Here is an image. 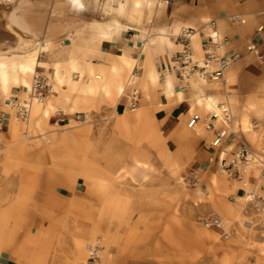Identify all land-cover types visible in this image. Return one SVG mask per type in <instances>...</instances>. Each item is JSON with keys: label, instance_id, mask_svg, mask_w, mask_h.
Listing matches in <instances>:
<instances>
[{"label": "rangeland", "instance_id": "1", "mask_svg": "<svg viewBox=\"0 0 264 264\" xmlns=\"http://www.w3.org/2000/svg\"><path fill=\"white\" fill-rule=\"evenodd\" d=\"M101 2L106 3L100 5L104 11L108 2ZM10 9L26 23L27 36L48 45L39 59L50 68L66 58L87 61L84 54L95 47L90 23L117 17L96 20L94 12H87L80 25L81 17L66 0H15ZM7 12L6 7L3 14ZM8 30L11 40L0 37L5 56L26 52L15 44L22 43L23 39L17 41L25 33ZM80 40L83 53L77 52ZM94 71L104 72L105 86L113 92L116 77ZM37 73L49 78L57 94L54 79L40 68ZM88 76L86 72L84 82ZM22 87L11 84L9 93L0 92L2 109L7 110L4 102L17 91L25 96ZM134 89L128 88L117 104L120 113ZM221 89L222 83L211 88ZM62 90L56 104L61 110L51 113L45 129L32 118L29 131L24 130L19 140L8 133L10 124L0 132V255L7 253L14 264H77L76 242L83 241L82 264H264V235L245 225L257 221L248 197L253 191L263 197L264 181L257 184L259 173L254 171L245 187L222 174L218 163L221 154L230 158L239 142L262 153L264 93L217 98L230 107L232 118L228 125L217 123L215 131L227 134L224 145L213 149L215 135L205 124L200 126L204 137H197L203 148L185 140L172 145L155 115L158 108L150 105L153 127L163 137L148 140L142 128H151L149 123L134 124L129 131L115 129L117 112L105 88L86 95L66 83ZM138 90L140 98L144 92ZM193 113L205 120L209 110L196 108ZM244 116L253 125L252 132H245ZM184 132L195 133L186 125ZM195 180L197 188L189 184ZM226 208L238 210L239 217H228ZM212 216L228 223V239L226 231L204 227L203 221ZM87 245L96 249L97 260Z\"/></svg>", "mask_w": 264, "mask_h": 264}, {"label": "bare ground", "instance_id": "2", "mask_svg": "<svg viewBox=\"0 0 264 264\" xmlns=\"http://www.w3.org/2000/svg\"><path fill=\"white\" fill-rule=\"evenodd\" d=\"M15 0H0V37L7 41L11 40V32L8 29H16L19 30L24 36H20L18 41H21V44H16L17 50H25L23 54H13L14 56L11 58L6 57L4 54V50L0 47V92L4 94L9 93L11 89V84L16 86H23L22 88L26 90L25 98L28 97L29 91L31 90L33 78L37 74L38 68H40L47 76L54 79L57 84L58 92L57 94L50 95L45 102L43 103H34L32 107V111L30 114L29 122L23 123L20 120H16L14 117V112L10 106H6L7 111L11 114L10 118V128L8 133L11 134L12 138L16 141L17 139H21V134L24 130L29 131V125L32 118H38L36 121V126H39L42 129H45L48 126V119L52 112L56 109L59 112L61 110L60 107L57 108L56 104L60 101V97L62 96L63 88H65L66 83L72 90H79L83 94H95L99 88H105L106 93L109 95L112 103L114 104V110L117 107V104L120 103L125 95V92L128 88L134 87V92L128 98L129 102L127 108L124 113H116V123L115 129L121 131H129L134 124L142 125L143 123H149V129L146 127L142 128L145 139L152 140L153 137L162 136V131L153 127V117L151 113L148 111V107L139 105V88L145 92V94H149L151 87H156L160 90L163 95L169 99V104L171 105L172 100L174 98L177 101H182L184 99V90H179L176 92L175 88L180 86L178 79L175 75L169 71L168 64L171 61V57L175 52L181 51L183 49V45L178 40L180 33L186 29H192L193 33L190 37L191 39V47L193 49L194 58L198 61H202L204 59V53L202 50V34L201 29L193 28V27H180L175 30L174 33H166L165 30H161L156 39L159 41V45L165 52H169L167 57L161 58L163 61H160V65H152L148 67V70L145 73L142 72V65L139 64L138 60L131 58L125 52L122 55L115 56L113 54H106L102 51H97V55L99 57L106 56L107 59L104 61H100V68L95 69L92 66V63L88 61H83V63L75 60L66 58L63 61L54 62L52 67H49V64L45 61L39 59V52L44 50L43 52H47L48 45H45L41 41H37L35 38H30L27 36L28 27L23 20H20V17L15 13L13 9H10L12 3ZM69 3L70 10L72 12H77L81 9H84V5L81 0H66ZM108 2V7L106 13L108 15L117 16L109 21L103 22H92L90 25L91 36H93V42L100 43L103 40H114L117 36H119L124 31H131L133 28L130 24L122 23V21H127L132 24H137L140 22V18L143 15V4L142 0H106ZM148 1L147 7H154L152 3L153 0H144ZM9 9V12L3 14V9ZM153 14L152 11L149 12L148 17H151ZM212 22V21H210ZM208 22L205 26L210 29ZM10 37V38H9ZM146 46L148 45L149 36L148 33L145 32L144 36ZM0 39V42L1 40ZM10 45V44H9ZM6 46V48L9 47ZM173 53V54H172ZM172 54V55H171ZM85 62V63H84ZM66 65V66H65ZM104 65V66H103ZM65 66V69H62ZM50 68V69H49ZM94 69L97 71L98 69L105 70L110 72V75L116 77L114 80V91H110L105 86L106 77L104 72L101 74H97ZM88 72V80L84 82L85 73ZM105 73L106 75L108 74ZM33 75L32 81L30 82V78ZM74 75V76H73ZM76 75V76H75ZM48 78V77H47ZM49 79V78H48ZM224 80L218 81H210L201 75H195L189 80V88L191 92L194 93V101L192 102V109L190 110L191 115H193L196 108H203L209 110L207 116H216L217 120L213 123L215 127L217 123L223 122L225 124L224 114L223 112L227 109L224 105L220 104L218 99L205 94L207 90H211V88H219L221 83L225 85L226 82ZM177 83V87L175 86ZM187 90V91H188ZM9 97V96H8ZM134 101L136 102V106L133 105ZM131 105V107H130ZM133 105V106H132ZM149 106V105H148ZM138 107V108H137ZM228 108H230L228 106ZM158 109H155V111ZM116 111V110H115ZM199 114V113H198ZM89 113H87L88 118ZM190 115V116H191ZM201 115V114H199ZM86 119V117H85ZM208 119V118H207ZM188 122V120H187ZM206 122L200 123L194 130H190L187 127V123L185 124L187 129L190 131H194V134H186L184 132V123L181 124L178 133L181 141H189L193 142V140H197V137H204L205 131L200 128V126L204 125ZM243 123L245 124L244 128L245 132H252L250 127L253 125L250 123L246 116L243 117ZM207 131H209L206 128ZM212 132V131H211ZM235 132V131H234ZM223 133V132H222ZM227 131H225V135ZM193 139V140H192ZM1 150V144H0ZM224 154H221V157ZM257 172L256 169H254ZM215 182V180H213ZM203 193V192H202ZM209 193V191H208ZM200 197L203 195L199 194ZM237 201H246L244 197H235ZM227 209V208H226ZM230 209V208H229ZM228 210V209H227ZM240 213L238 210L231 208L228 210L227 216L230 218L236 219L239 217ZM221 218V217H220ZM223 220V218H221ZM225 228L224 231L230 236V232L227 230L229 226L228 223H225L223 220ZM206 232L204 231L203 234ZM78 251L77 256V264H82L84 259L82 258L84 255V243L83 241L76 242ZM3 249V246L0 245V252ZM87 250L91 252H96V249L92 246L87 245ZM96 255V254H95ZM97 256L95 260H97Z\"/></svg>", "mask_w": 264, "mask_h": 264}, {"label": "crops", "instance_id": "3", "mask_svg": "<svg viewBox=\"0 0 264 264\" xmlns=\"http://www.w3.org/2000/svg\"><path fill=\"white\" fill-rule=\"evenodd\" d=\"M81 1L84 4V9L77 11L81 17L79 18L80 25L83 24L81 19L86 17L87 12H94L93 18L96 20L106 19L110 16L106 13L108 4L106 7L103 5L104 11L100 7L101 3L106 4L101 2L104 0ZM147 3L148 1L142 0L143 15L139 23L132 24L122 21V23L133 26L131 31L122 32L114 40H103L100 43L91 41L95 47L94 49L89 48L88 50L91 51L84 55L88 62L91 61L90 63L95 69L102 65L100 61L107 59L106 56L99 57L98 50L115 56L125 52L131 58L139 61V64L142 65V72L145 73L149 66L160 65V61H163L161 58L167 57L170 53V51L168 53L163 51L156 39L161 30H165L168 34L185 26L200 28L202 37H204L212 33V30L207 29L205 25L210 21H215L217 26L215 33L218 37H229L232 40L230 47L224 50V54L239 52L242 55V60L230 69L228 78L224 81L226 83L222 85L221 90H207L205 94L215 98L231 97L237 94L238 98H241L246 94L264 93V0H153L154 7L151 6L150 9H148ZM150 11L153 14L148 17ZM145 32L148 33L150 39L147 46L143 37ZM82 42L81 40L77 42L78 53L84 52ZM251 46L254 48L252 51L249 50ZM79 55L84 57L82 54ZM79 62L83 63L81 60ZM175 86L177 87V83ZM175 91L177 92L178 88H175ZM149 93L150 96L144 92L140 98L138 97L139 104L158 108L155 112L157 119L161 122L164 131L167 132L171 144H177L181 141L178 133L181 124L184 123L185 126L191 117L190 110L194 101V93L190 90L185 91L184 99L177 101L174 98L171 105H168L169 99L160 90L151 88ZM127 105L128 100L125 105L120 107L123 109L122 113L125 112ZM116 112L120 113L119 105L116 107ZM198 140L193 141L194 147L203 148L204 144ZM197 142L200 144L197 145ZM14 263V259L7 253L0 255V264Z\"/></svg>", "mask_w": 264, "mask_h": 264}, {"label": "built area", "instance_id": "4", "mask_svg": "<svg viewBox=\"0 0 264 264\" xmlns=\"http://www.w3.org/2000/svg\"><path fill=\"white\" fill-rule=\"evenodd\" d=\"M208 26L214 34L205 35L202 39V50L204 53V59L202 61L194 58L190 39L193 30H183L178 37V40L183 45V49L172 55V59L167 68L178 79L180 84L178 87L179 90L187 91L190 89L189 80L195 75H201L210 81H223L226 73L242 60V55L239 52L224 54V50L230 47L232 40L229 37H218L215 33L217 30L215 21L210 22ZM249 50L252 51L254 48L251 46ZM20 93L17 91L16 94L4 102V105L5 107L10 106L12 108L16 120L18 119L23 123H28L34 103L45 102L50 95L55 93V86L50 83L46 76L37 73L33 78L28 97L24 99L20 96ZM133 105L136 106L135 101ZM223 114L225 124L228 125L232 118L230 108L227 107ZM10 118L11 114L9 111H5L0 106V132L7 129ZM207 118L204 120L201 115L193 114L188 119L187 127L190 130H194L200 123L206 122V128L214 132L215 135L211 147L213 149H219L225 143V131H222L223 133L215 131L216 127L213 122L217 120L216 116L211 115ZM230 155V158L223 159L221 156L219 157V169L222 174L233 181L242 183L246 187L248 184L247 177L253 175L254 169H256L259 173L257 184L260 181H264V147L262 153L258 154L246 143L239 142L235 151L231 152ZM189 184L193 188H197L199 181L195 180L194 182H189ZM200 190V194L204 195L202 188ZM261 191L264 193V185L261 187ZM248 199L249 203L256 209L257 221L256 223L254 221L247 222L245 225H247L246 227L248 229L257 228L264 235V195L263 197L257 196L256 191H253ZM203 225L207 229L218 228L224 230L225 228L223 220L218 216L205 219ZM229 237L225 232L224 238L228 239ZM96 252H91L92 259H95Z\"/></svg>", "mask_w": 264, "mask_h": 264}]
</instances>
